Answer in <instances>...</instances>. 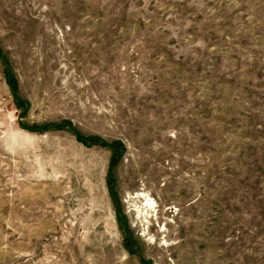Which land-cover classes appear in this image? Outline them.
<instances>
[{
  "label": "rangeland",
  "instance_id": "obj_1",
  "mask_svg": "<svg viewBox=\"0 0 264 264\" xmlns=\"http://www.w3.org/2000/svg\"><path fill=\"white\" fill-rule=\"evenodd\" d=\"M0 264H264V0H0Z\"/></svg>",
  "mask_w": 264,
  "mask_h": 264
},
{
  "label": "trees",
  "instance_id": "obj_2",
  "mask_svg": "<svg viewBox=\"0 0 264 264\" xmlns=\"http://www.w3.org/2000/svg\"><path fill=\"white\" fill-rule=\"evenodd\" d=\"M9 85H11V89L14 92L15 88L12 82V78L10 77L9 81H8ZM17 102L19 103L20 101L17 99ZM23 101L19 103V105H22ZM49 128H54V129H63V128H69L78 138L80 141L82 142H90V143H101L103 146H108V144H106L104 141H101L100 138L98 137H83L79 131L76 128H73L71 125L69 124H55V125H44V126H34L33 128H29L30 131H44L47 130Z\"/></svg>",
  "mask_w": 264,
  "mask_h": 264
},
{
  "label": "bare ground",
  "instance_id": "obj_3",
  "mask_svg": "<svg viewBox=\"0 0 264 264\" xmlns=\"http://www.w3.org/2000/svg\"><path fill=\"white\" fill-rule=\"evenodd\" d=\"M145 201H146V200H145ZM151 202H153V201H151ZM151 202H150V203H151ZM146 203H148V202L146 201ZM146 203H145V204H146Z\"/></svg>",
  "mask_w": 264,
  "mask_h": 264
}]
</instances>
